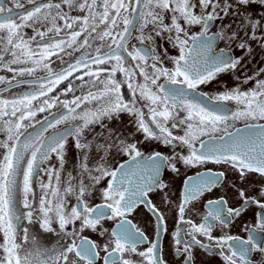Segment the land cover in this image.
Returning <instances> with one entry per match:
<instances>
[{"label": "snow or ice", "instance_id": "obj_1", "mask_svg": "<svg viewBox=\"0 0 264 264\" xmlns=\"http://www.w3.org/2000/svg\"><path fill=\"white\" fill-rule=\"evenodd\" d=\"M254 7L258 14H253ZM72 11L80 15L73 16ZM226 18H230L227 24ZM217 21V31L209 35ZM197 25L200 31L192 33ZM25 28H32L35 34L26 36ZM133 32L137 33L134 37ZM132 38L138 43L129 48ZM157 38L178 49L179 55L169 56L167 49L161 55ZM95 41L103 43L96 46ZM217 41L234 42L246 55L252 52L250 41L264 48V0H0V69L14 73L11 79L0 75V85L4 86L0 92L22 83L32 88L19 97L0 98V132L6 135L0 141V264H133L126 254L137 253V245L147 242V237L128 216L145 205L157 218L159 235L164 217L148 196L168 187L161 179L166 164L177 175L178 164L197 167L211 163L230 167L241 183L250 174L264 178V79L243 91L239 83L215 95L197 91L222 73L236 72L241 64L243 57L233 56L231 47L216 51ZM81 50L84 54L61 71L50 67L53 56H72ZM165 58L171 61V68L164 66ZM29 63L31 67H13ZM38 69L47 73L36 78L42 81L38 86L36 81L17 79L31 77ZM117 73L123 75L122 80L117 79ZM261 74L264 68L256 73ZM137 76L142 82H137ZM161 78L165 83H159ZM253 79L247 76L242 83ZM66 80L69 82L62 92L50 95ZM76 80L81 84L74 87ZM124 85L130 99L121 91ZM85 87L86 92L75 95L77 89ZM68 93L73 94L71 100L60 98ZM140 101L146 102L147 115L137 106ZM224 102H234L237 107L231 111ZM89 104L93 107H87ZM57 105L62 111L52 113ZM46 112L53 118L45 116L42 123L37 115ZM122 113L134 118L135 132L142 133L144 141H158L173 154L156 151L146 155L139 146L143 141L131 142L125 132L105 123L119 120ZM230 119L244 120L245 130L229 131ZM69 122L64 131L58 130L59 125ZM37 124L40 130L30 132ZM97 125L100 132L95 131ZM49 129L56 131L46 136ZM172 129L182 130L183 135H174ZM86 132L102 142L88 141ZM205 136L207 141L202 139ZM69 137L82 152L93 147L103 152L102 161L112 149L128 159L115 168L103 164L89 168L85 153L78 182L74 183L77 178L71 173L62 181ZM178 148H186L188 154H181ZM53 153L60 168H42ZM40 172L47 176L46 183L37 179ZM85 174L89 183L84 181ZM105 178L107 186L100 189L102 202L91 205L87 197ZM225 180V171L208 170L183 182L179 217L191 231L183 235L177 231L174 241L184 264H192L194 246L210 248L212 242L225 264H264V202L247 196L245 189L232 184L242 201L239 207H227L228 201L221 197L207 202L209 211L199 225L184 220L186 205ZM73 194L76 203L69 209L65 197ZM260 196L264 197V186ZM252 205L261 211L254 226L245 225L246 239L226 231L219 237L212 235L215 222L221 230L228 229L246 206ZM109 220L118 223L103 248L82 235L86 229L105 235L108 230L102 222ZM24 221L38 223L46 233L56 232L53 225H57L63 242L51 248L41 246ZM197 234L206 237L209 244H203ZM157 247L151 243L137 254L146 264H166ZM254 253H260L259 262L252 259Z\"/></svg>", "mask_w": 264, "mask_h": 264}, {"label": "flooded vegetation", "instance_id": "obj_2", "mask_svg": "<svg viewBox=\"0 0 264 264\" xmlns=\"http://www.w3.org/2000/svg\"><path fill=\"white\" fill-rule=\"evenodd\" d=\"M59 2V0H57ZM9 6L11 7V3H9ZM26 7L31 8V5H26ZM65 10L67 9V6H64ZM255 8V7H254ZM73 16L80 15L77 11H72L70 13ZM255 14L257 13V10ZM230 22V18H226L224 20V23L227 24ZM166 23H170V20L166 19ZM220 22H216V26L212 27V29L209 32V35H211L213 32L217 31V28L219 27ZM39 27V25L37 26ZM26 36H32L35 33L33 32L32 28H25L23 29ZM200 31V26H193L191 29L192 33H198ZM137 33L133 32V37ZM63 35V33H62ZM243 35V33H241ZM103 42L101 41H95L96 46H100ZM138 42L132 38L130 39L129 48H131L132 44H137ZM250 46L252 48L251 54L247 55L245 54V50H241L235 46V43H227L225 41H217L216 44V51H219L221 48L231 47L232 52L231 54L235 57H243L241 64L238 66L236 72H228V73H222L220 74L215 81L208 85H201L197 89L198 92H204L209 95H215L219 92H223L225 88H234L239 83L241 90H248L255 86L256 80L258 79H264V74H261L259 76L256 75V73L259 71V69L264 68V48H261L258 42L250 41ZM163 45V48H160L159 45ZM156 46L157 51L163 54L164 49H167L169 56H177L179 55L178 49L173 48L169 43L160 40L157 38L156 40ZM67 51H72L71 49H68ZM91 51V50H89ZM255 51L258 53L255 55ZM84 54V50H81L80 52H73L72 56H68L64 53H61L58 56H53L51 58L50 67L54 72H59L62 69L66 68L68 64L75 63V59L79 58L81 55ZM94 54V53H93ZM252 58V59H251ZM10 59V57H6V60ZM151 62V61H150ZM32 65L29 64H21V65H13V67H31ZM164 66L171 68L173 65L170 60L164 59ZM0 75L5 76L7 79H11L14 73H10L6 71L5 69H0ZM47 73L42 70H37L33 76L28 77H17V79L21 80H32L36 81L37 77H44ZM74 75H80V73H75ZM237 76L240 77V80H237ZM247 76H253L254 79L250 80L248 83L244 84L242 83L243 79ZM73 78L70 77L69 80H72ZM87 79V77H85ZM117 79H123V75L121 73H117ZM42 81H36V86H38V83ZM68 80L64 81L61 85L58 86V88L53 92L50 93V95H57L67 86ZM137 82H142V77L137 76ZM15 83V82H14ZM159 83H165L164 79L161 78ZM81 84V81L76 80L74 82V87L76 85ZM3 85H0V88H3ZM32 88L27 83H22L19 86L13 87L10 89V91L6 92H0V98H14L19 97L23 93L31 91ZM87 88L84 89H77L75 92V95H81L82 92H86ZM121 91L124 93L125 99H130L129 90L127 88V85H124L121 89ZM60 98L63 99H69L71 100L73 98L72 93H68L66 96L61 95ZM225 106L230 109L231 111H234L236 109V104L234 102H224ZM146 104L145 101H140L137 105L140 107L147 115L148 108L144 105ZM87 107H93V105L89 104ZM62 111L59 105L57 107L53 108L51 110L52 113L59 114V112ZM77 111H81V109H78ZM231 111H229V116L231 115ZM48 116L49 120H51L53 117L50 116L47 112L46 113H38L37 119H39L42 123H45L44 117ZM181 116H183V113H181ZM72 122H69V125H59L58 130L64 131L66 127H69ZM105 123H108L109 127L119 129L125 134L128 135V139L131 142L136 141H143L139 146L142 151L145 152L146 155L151 154L153 152L159 151L163 155H172V149L170 147H167L163 145L162 143L158 141H144V137L142 133H136L135 132V123L134 118L127 115L126 113H122L120 115L119 120L113 119L111 122L105 121ZM230 127L229 131L235 132L236 129H240L242 131L245 130V121L244 120H236L232 121L229 120ZM247 123H254L252 121H248ZM261 123H264V121H261ZM170 127V123H169ZM41 128L40 124H37L35 129H29L30 132L39 131ZM55 129H49L45 135H51ZM95 131L100 132L101 129L97 125L95 126ZM174 135H183V131L180 129H172ZM132 133H135V135H131ZM223 133H217L216 135H222ZM85 136L88 141H92L93 144L102 142L101 140H93L92 135L85 133ZM6 139V135L4 132H0V141H3ZM205 141H207L208 137H202ZM227 139V137H226ZM84 142V141H82ZM199 144L197 143V147ZM3 150L1 149V152ZM177 151L181 152L183 155H187V149H177ZM87 154V164L89 168H95L98 165L103 164L104 166L108 168H115L120 163H122L124 160L128 159L127 156L117 153L115 149H112L109 154L107 155L105 160H101V157L104 155L103 152H96L95 148H91L90 150H84L83 152L79 149L75 148V141L73 137L68 138V142L66 144V151H65V165L64 169L61 172V178L62 181L67 179L68 173H71L73 177L77 178V181H74V183L78 182L79 180V173H80V165L83 160L84 154ZM180 169L179 175L176 173H173L168 168L167 164L161 169V179L162 181L168 185V187L161 191L156 190L151 193H149L148 199L151 201V203L159 210V212L163 215L164 220L162 222L161 230L159 231V235L157 234V218L153 214L152 211L149 210L148 207L145 205H140L136 208V210L128 216V219L132 220V223L137 225L140 230L144 233L145 237H147V242H141L137 245V253L145 251L148 247H150L151 243H156L158 245L157 247V254L161 256L165 261L166 264H184V257L176 254V245L174 241V233L177 231L181 232V235L184 234L186 231H191L188 224H182L180 222L179 217V206L182 202V193L184 192V180L187 179L188 176H196L198 172H207L208 170H211L213 172H219V171H225L226 173V180L219 186L212 189L210 192H204L202 196H200L197 200L191 201L188 205H186V211L184 214V220L185 221H191L194 224L199 225L203 222V218L207 215V212L209 211L208 208L205 207L207 202L209 200H217L223 197V199L228 201L227 207H239L242 203L238 196V192L234 190L232 187V184H235L237 188H242L246 190L247 196L256 197L258 200H261L264 202V197L260 196V189L262 186H264V178L259 177L256 174H250L248 179L245 180L243 183H241L238 179V175L233 172V170L225 165H218V164H205L203 166H197V167H186L183 164L177 165ZM42 168H49L53 167L56 169L60 168V162L56 157V154H51V158L46 161L43 165H41ZM97 173H93V175H96ZM85 183H89L87 179V174L83 177ZM38 180H43L45 183L47 182V176L44 172H40L39 176L37 177ZM107 180L108 178H105L101 181L100 184L95 185L92 190V195L90 197H87L89 200V203L91 205L99 204L102 202V198L100 195V189L107 186ZM36 192L40 193V188L38 184L35 186ZM65 199L68 202V207L74 205L76 203V197L75 195H68L65 197ZM261 210L255 206H246V211L242 213V215L239 218H235L233 223L228 229L221 230L219 223H216V227L212 231V235L214 237H219L223 234L224 231L228 232L230 235L240 236L242 238H247L248 233L245 231V225L254 226L256 224V216L257 213ZM103 227L106 228L108 231L105 233V235L101 236L98 232H92L91 230L86 229L82 235L87 236L90 240L97 243L101 248H103L104 244L108 243V241L111 239V232L116 227V224L118 223V220H109V221H103ZM24 226L28 227L30 230V233L34 235L41 246L51 248L54 245L57 244V242H63L60 239V236L57 235L59 232L58 226L53 225V227L56 229V232L53 233H46L44 232L40 227L38 223H33L32 225H28L27 221H24ZM184 239L187 240L188 237L184 236ZM197 239L201 240V242L205 245L209 244V241L206 237L198 235ZM183 245H181L182 247ZM192 252V264H225V261L223 260L222 256L219 254L220 250L215 247L214 242H212V247L205 248L200 246H194L191 249ZM137 253H127L126 258L133 261V264H146L144 262L143 258L140 257ZM105 253L101 251V257H103ZM252 259L254 261L259 262L260 261V253H254L252 256ZM97 264H102V261H98Z\"/></svg>", "mask_w": 264, "mask_h": 264}, {"label": "rangeland", "instance_id": "obj_3", "mask_svg": "<svg viewBox=\"0 0 264 264\" xmlns=\"http://www.w3.org/2000/svg\"><path fill=\"white\" fill-rule=\"evenodd\" d=\"M252 11H253V13H255V12H256V9H255V8H253V10H252ZM256 54H258V53L255 51V55H256ZM246 58H247V55H246ZM251 59H252V58H251ZM242 63L244 64V62H243V61H242ZM0 152H1V149H0Z\"/></svg>", "mask_w": 264, "mask_h": 264}]
</instances>
